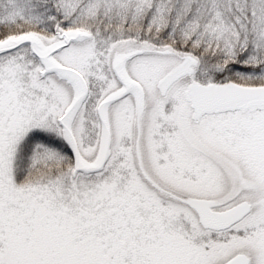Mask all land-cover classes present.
Returning a JSON list of instances; mask_svg holds the SVG:
<instances>
[{
    "label": "snow or ice",
    "instance_id": "snow-or-ice-1",
    "mask_svg": "<svg viewBox=\"0 0 264 264\" xmlns=\"http://www.w3.org/2000/svg\"><path fill=\"white\" fill-rule=\"evenodd\" d=\"M0 264H264V0H0Z\"/></svg>",
    "mask_w": 264,
    "mask_h": 264
}]
</instances>
